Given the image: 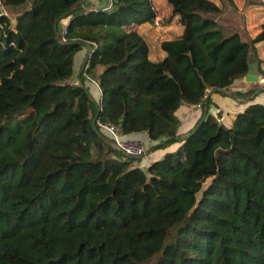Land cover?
I'll return each instance as SVG.
<instances>
[{
    "label": "trees",
    "instance_id": "16d2710c",
    "mask_svg": "<svg viewBox=\"0 0 264 264\" xmlns=\"http://www.w3.org/2000/svg\"><path fill=\"white\" fill-rule=\"evenodd\" d=\"M167 1L184 29L155 61L137 28L158 16L153 0L102 11L88 0H0V264H264V103L250 99L225 125L209 95L256 94L253 82L233 87L264 23L246 40L214 0ZM89 77L102 93L97 120L146 133L153 149L180 146L145 167L97 133ZM184 103L202 112L183 133Z\"/></svg>",
    "mask_w": 264,
    "mask_h": 264
},
{
    "label": "crops",
    "instance_id": "0c3cea01",
    "mask_svg": "<svg viewBox=\"0 0 264 264\" xmlns=\"http://www.w3.org/2000/svg\"><path fill=\"white\" fill-rule=\"evenodd\" d=\"M214 1L218 5L224 8L223 16L226 19L231 16L235 17L232 23H234L235 25L237 24L238 29L241 32V34H243V30H245L246 33L248 34L250 33V31H253V34H251L253 35V37H255L259 33L260 27L264 23V17H263L264 14L260 13V10H261L260 7H247L245 0H232L236 8L233 7V5L230 3L229 0H214ZM88 2H92V4L96 6L98 4H101L102 0H88ZM157 3H158L157 0H154V5L158 11V16H160V18H163V16L165 17L168 15H171L170 5L164 8H160L158 6L159 3L158 4ZM67 24L68 23H63V28H65ZM153 26H156L155 23H153ZM137 28L140 30L141 33H143L144 35H147L148 23L137 26ZM154 29L159 30V26H156ZM160 30L162 32L159 33V41L155 49L154 48L151 49V46H149L150 55L151 53L157 52L160 56L164 57L166 53L162 51L161 42L166 39H172L176 31L181 32L183 30H182V27L180 28L178 27V29L176 28L174 30L170 26L168 25L164 26L163 24ZM180 34H182V32L178 33L177 35H180ZM88 53H89L88 49L84 47V49H82L76 54V57L78 54H80L79 56L82 59L80 68H81L83 61L88 57ZM76 57H75V60H76ZM74 72H75L74 77L77 78L79 76L80 69L76 68V65H74ZM87 84L89 86L91 101H92V103L90 104L91 106L90 116L94 119L98 112L97 105L101 100L102 93H101L99 86L96 84L94 80L88 79ZM242 86H244L246 90L249 88H253V85L250 84V82H247L244 78L243 80H239L235 83L233 90H240ZM211 95H212V98L215 104L211 106L210 112L216 116L217 113L221 111L222 112V116L220 117L222 118L221 121H223V123L229 121L228 125H231L233 123L237 113L243 111L248 106V104L251 103L249 101L250 99H253V102L264 103V93L263 92L259 94H254L255 96L254 95L249 96L247 99L234 98L230 94L223 95V94H218V93H212ZM201 112H202V109L200 105H188L184 103L180 106V108L178 109L177 115L180 117L182 121L183 126H181V128L183 127V129L181 130H184L182 132H185L188 129H191L195 125V123L197 122V120L199 119L201 115ZM125 138L135 139V140H138L139 142L145 141V144L147 143L150 145L151 148L150 150L147 151V154L144 158L145 164H146L145 167H147L153 161L160 159L167 151V150H164V151L158 150L159 152L156 153L154 157H151L150 151L152 150V147L156 143V141L151 140L150 137L146 133H132L130 135H127ZM147 144L146 146H148ZM179 146L180 144H178V147ZM178 147H176L175 149H177Z\"/></svg>",
    "mask_w": 264,
    "mask_h": 264
},
{
    "label": "rangeland",
    "instance_id": "374dc122",
    "mask_svg": "<svg viewBox=\"0 0 264 264\" xmlns=\"http://www.w3.org/2000/svg\"><path fill=\"white\" fill-rule=\"evenodd\" d=\"M157 2L159 3V4L158 3L157 4H158V6L160 8H164V7H167L169 5L167 0H157ZM260 9H261L260 10V13L264 14V5L260 6ZM170 19H171V21H170ZM234 19H235L234 16L228 17L227 19H222V17H221V18H219V21L223 25H226L227 26V25L231 24ZM161 20H162V22H161ZM162 24L164 26H167L168 25L171 28H173L174 30L176 28L178 29V27L179 28L182 27V30H183V24H182L181 19H180V16L178 14H174L172 17H171V15H168V16H165V17L163 16V18H160L159 30L154 29L156 26H153V21L148 22V31H147V35H145V38L147 39V42H148L149 46H151V49H153V48L155 49V47H156V45H157V43L159 41V33L162 32L160 30ZM251 30H252V28H251ZM181 32L183 33V31H181ZM181 32L180 31H176L175 34H174V36H179L177 34L178 33H181ZM251 34H253V31H250V33L248 34V33H246L245 30H243V34L242 35H243V38L244 39L250 40L251 37H253V35H251ZM255 50H256V53H257L258 57L260 58V61L262 60V62H261V68L263 69L264 68V41L257 42L255 44ZM162 51H163V49H162ZM79 55L80 54H78L77 57H76L75 65H76V68H79L80 69V64H81L82 59H81V57ZM150 58L153 59V60H155V61H159L163 57L160 56L157 52H154V53H151ZM256 85L257 86L260 85V87L264 86V77L261 76L260 77V80L256 83ZM256 85H254V87ZM234 89H236V88H234ZM240 90L241 91H245L246 88L244 86H242V88ZM263 93H264V91H263ZM221 119L222 118H220L219 121H221ZM221 122H223V121H221ZM228 122L229 121L225 122V125H228L229 124ZM181 129H183V127ZM182 131H184V130H181V132ZM142 143L146 147L147 151L150 150L151 147H150L149 144L146 143L148 145V146H146L145 141H143ZM178 144H180V143L179 142H176V143L169 144L168 146H166V148H163V147L162 148H159V149H157V148L153 149L152 148V150L150 151L151 157H154V155L159 152L158 150H161V151L167 150L166 152L174 151V150H176L175 148L178 147ZM144 162H145V159L143 158L142 161H141V163H140V165L142 166ZM147 163H148V161H147Z\"/></svg>",
    "mask_w": 264,
    "mask_h": 264
},
{
    "label": "water",
    "instance_id": "95a60500",
    "mask_svg": "<svg viewBox=\"0 0 264 264\" xmlns=\"http://www.w3.org/2000/svg\"><path fill=\"white\" fill-rule=\"evenodd\" d=\"M111 4H112V0H102V3L94 6V8H95V10H99V11L107 10L111 7ZM2 14H6V10L3 6L0 7V15H2ZM85 47L88 49V51L90 53L92 52V46L90 44H86ZM260 77H261V75L259 72L258 57L255 53H252L249 57V72L247 73L245 80L247 82L257 83L260 80ZM216 91H217V89H213L212 91H210L209 95H211L212 93H214ZM263 91H264V86L259 87L256 90V94H259ZM92 126L97 131V133H100V131L96 127L95 118L92 121ZM191 134H193V133H191ZM213 180H214V177H210L203 183L201 189L198 191V193L196 195L197 196L196 206H198L200 201L203 199L205 192L210 187Z\"/></svg>",
    "mask_w": 264,
    "mask_h": 264
},
{
    "label": "built area",
    "instance_id": "2783aa9c",
    "mask_svg": "<svg viewBox=\"0 0 264 264\" xmlns=\"http://www.w3.org/2000/svg\"><path fill=\"white\" fill-rule=\"evenodd\" d=\"M153 23H155L156 26H159L160 17L156 16L153 20ZM95 124L98 125L103 131H106L112 137L118 148L124 150L128 154L145 158L147 154V149L141 142L135 139L125 138V136L117 132V129L113 124L104 123L100 120H97L96 118ZM142 166H146L145 162Z\"/></svg>",
    "mask_w": 264,
    "mask_h": 264
}]
</instances>
